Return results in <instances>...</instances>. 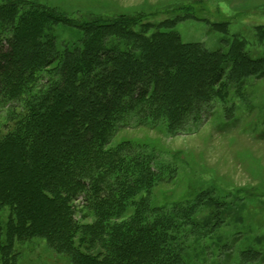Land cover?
Listing matches in <instances>:
<instances>
[{"label": "rangeland", "instance_id": "rangeland-1", "mask_svg": "<svg viewBox=\"0 0 264 264\" xmlns=\"http://www.w3.org/2000/svg\"><path fill=\"white\" fill-rule=\"evenodd\" d=\"M14 1L19 0H0V9ZM21 1L53 10L47 18L42 17L45 10L38 13L44 40L52 44L48 48L61 54L47 65L45 79L59 75L57 68L61 70L67 56L78 50L80 61L94 56V65L85 69L90 76L107 69L95 85L97 92L119 87L127 77L133 80L116 95L127 102L124 114L132 120L117 123L107 148L129 162L136 156L146 160L137 173L136 162L133 169L118 166L113 172H102L112 173L109 180L121 185L110 216L102 217L91 209L93 196L87 193L91 183L81 182L86 188L62 204L77 224L78 237L97 234L102 219L107 225L117 222L121 228L140 215L151 224L154 220L163 223L168 215L182 219L181 211L191 210L192 220L185 229L193 232L189 239L194 245L188 251L183 248L190 254L185 264H264V0ZM21 15L3 10L0 25L18 21ZM86 18L100 22L86 29L73 26ZM125 18L132 25L104 28V23ZM13 37L14 33L6 32L4 38L23 43L20 35ZM12 49L6 46L4 52ZM55 50L46 54L47 60L55 56ZM3 63L0 73L11 67ZM202 70L209 77L211 95L199 73ZM113 76L118 78L113 80ZM80 93L94 98L83 90ZM164 94L176 105L193 96L191 104L197 113L183 117L185 124L177 126L181 128L169 129L172 114L156 119L147 113L153 97ZM168 101L165 104L170 106ZM11 105L0 106V125L11 118L5 109ZM131 105L134 109L128 111ZM101 106L111 116L119 104ZM55 121L61 125L65 118ZM11 213L8 205L0 208L3 224ZM114 231L110 226L99 231L101 241L95 240L99 247L109 243ZM162 232L161 240H169L171 246L176 230L167 226ZM75 243L80 244L79 240ZM15 247L20 264H72L66 251L55 250L42 235L17 240Z\"/></svg>", "mask_w": 264, "mask_h": 264}, {"label": "trees", "instance_id": "trees-1", "mask_svg": "<svg viewBox=\"0 0 264 264\" xmlns=\"http://www.w3.org/2000/svg\"><path fill=\"white\" fill-rule=\"evenodd\" d=\"M32 7L35 8L33 14ZM3 10L22 15L18 21L7 20L0 25V66L4 61L11 64L8 70L0 73V106L14 103L5 108L11 118L7 123L0 125V208L8 205L12 211L6 223L3 224L0 220L1 264H20V252L15 244L17 240L23 241L34 235L44 236L55 250L66 251L71 256L72 264L189 262L190 254L185 251L194 245L189 239L193 232L186 230L185 225L192 220L191 210L181 211L182 219L168 215L163 223L154 220L151 224L148 218L140 215V219L125 223L121 228L117 222L107 225L102 219L98 223L97 234L94 231L91 236L86 234L78 237L77 224L70 219L69 209H64L62 204L74 197L77 191L86 188L81 182L88 180L91 183L90 189L87 190L88 195L93 196L91 209L102 217L110 216L111 207L117 203L115 197L121 185L109 180L108 176L112 173L106 176L102 172H113L118 166L127 170L136 162L137 173L143 159L146 160L136 156L129 162L120 152L107 148L111 135L118 129L117 123L132 120L128 114H124L127 113L124 111L127 102L125 99H118L116 95L119 90L130 86L133 80L127 77L124 83H119V87L102 88L105 89L103 93L97 92L95 85L104 78L102 74L107 69H102L98 75L90 76L85 69L90 64L94 65V56L89 55L87 61H80L77 58L78 50L76 54L70 53L67 56L68 59L61 70L57 68L56 72L60 76L54 75L45 79L47 65L51 60L58 59L61 54L54 48L55 56L46 59V54L54 50L52 46L48 48L52 45L51 42L44 40V26L42 19L38 18V13L45 10L42 17L47 18L53 10L41 4L33 6L31 2L21 0L8 2L0 12ZM99 22L100 19L88 21L86 18L85 22H74L73 26L86 29L96 26ZM130 25L132 21L125 18L104 23V28L108 31L118 27L127 28ZM6 32L14 33L15 38L20 35L23 43H18L17 39L14 42H6ZM172 36L177 38L174 34ZM143 41L150 42L145 38ZM6 46L13 48L9 54L4 52ZM17 53L20 54L19 57L16 56ZM240 58L248 61L245 55ZM10 68L12 71H9ZM204 72L199 71L210 94L212 89L208 85L209 77ZM117 78L111 77L113 80ZM82 90L90 96L94 95V98H86L80 93ZM152 101L147 113L156 119L163 117V114L167 115L166 113L172 114L173 122L168 126L171 130L179 129L181 127L177 126L185 124L181 121L183 117L197 113L191 104H194L193 96L178 101V105L168 101L165 94L154 96ZM167 101L170 106L165 104ZM116 103L119 106L111 116L107 115L101 106L107 107L108 104ZM128 109L133 111L134 106L131 105ZM60 117L65 118V122L56 125L55 120ZM60 145H63L62 149L56 148ZM136 173L133 175L137 185L139 181ZM151 174L150 170L149 175ZM63 211L67 215H62ZM109 226L114 227L115 231L109 243L103 244L101 248L95 240L100 242L99 231L102 233ZM167 226L176 230L173 238L175 242L171 246L169 240H161L162 231ZM76 240H79L80 247L76 246ZM81 247L84 251L80 250Z\"/></svg>", "mask_w": 264, "mask_h": 264}]
</instances>
